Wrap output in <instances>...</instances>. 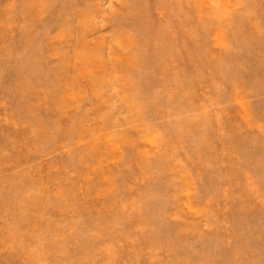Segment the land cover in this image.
<instances>
[{"label": "rangeland", "instance_id": "1", "mask_svg": "<svg viewBox=\"0 0 264 264\" xmlns=\"http://www.w3.org/2000/svg\"><path fill=\"white\" fill-rule=\"evenodd\" d=\"M0 264H264V0H0Z\"/></svg>", "mask_w": 264, "mask_h": 264}]
</instances>
